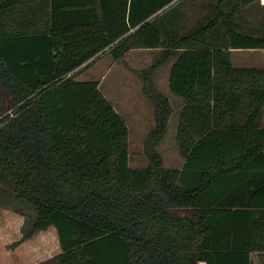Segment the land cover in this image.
Wrapping results in <instances>:
<instances>
[{
  "label": "trees",
  "instance_id": "16d2710c",
  "mask_svg": "<svg viewBox=\"0 0 264 264\" xmlns=\"http://www.w3.org/2000/svg\"><path fill=\"white\" fill-rule=\"evenodd\" d=\"M170 1L0 0V205L34 211L20 239L52 224L61 246L35 264H253L264 251V66L231 58L264 47V25L235 19L255 0H216L183 32L181 0L157 13ZM211 31L226 37L200 40ZM135 46L160 47L143 70L155 119L144 166L129 165L127 123L98 79L72 72ZM172 54L180 166L155 147L171 105L151 76Z\"/></svg>",
  "mask_w": 264,
  "mask_h": 264
},
{
  "label": "crops",
  "instance_id": "0c3cea01",
  "mask_svg": "<svg viewBox=\"0 0 264 264\" xmlns=\"http://www.w3.org/2000/svg\"><path fill=\"white\" fill-rule=\"evenodd\" d=\"M177 1L178 0H172L168 2L165 6L159 9L157 13L161 12L163 9L169 7ZM215 4L216 0H181L179 3H177V7L173 13V27L176 30L183 32L205 21H208L210 17L215 15ZM251 4H256L257 7L264 9V0H255L252 3L243 6L237 12L235 19H237L241 30L251 32L253 34H260L262 31V26L264 25V20H252L251 18H247L241 14L242 10L245 8L248 10L247 6ZM135 27L136 26L131 27L129 31L133 30ZM225 37L226 36L221 34L217 36L214 31H211L201 35L200 40L214 44L217 40H224ZM159 50V46H135L126 50L120 58L114 59L111 55V62L112 64H117L121 59L128 60L134 58L140 61H149L152 59V57L158 54ZM106 52H109L108 48H105L102 51L100 50V52L88 59V64H85L86 62H84L74 68L72 72L75 73L76 77L79 79H88L78 77V75L84 73L85 70L92 68L94 66L93 64L95 63L94 60L96 56L98 57L99 54ZM176 56V54L170 55L169 58L154 71V74H162L164 76L167 87L170 65ZM231 58L235 66H264V47H232ZM100 75V77H91L98 79L99 88L101 84V77L104 75L103 72ZM118 79L121 82L122 78L118 77ZM110 102L123 116L121 108L114 101L110 100ZM178 103V109L180 110L182 103V98L180 96ZM179 110L177 114V123L179 118ZM262 122L264 125V111ZM0 208L3 210L5 218L4 222H6V226L0 232V264H35L38 261L51 257L61 251L57 230L54 225L50 224L46 228L36 230L29 237L20 239L22 236V231L18 228V220H20L18 217V211L1 205ZM252 257L253 264H264V251H254L252 252Z\"/></svg>",
  "mask_w": 264,
  "mask_h": 264
},
{
  "label": "rangeland",
  "instance_id": "374dc122",
  "mask_svg": "<svg viewBox=\"0 0 264 264\" xmlns=\"http://www.w3.org/2000/svg\"><path fill=\"white\" fill-rule=\"evenodd\" d=\"M247 7L248 10L246 8L242 10V15L252 20H264V9L257 7L256 4H251ZM153 59L154 57L149 61H140L136 58L121 59L117 64H112V56L110 52H106L99 54L98 57L96 56L92 68L78 75L81 78L100 77L103 72L100 89L109 100L114 101L121 108L128 126L127 147L130 166H144L148 163L145 137L154 126L155 119L153 101L145 91L146 84L143 70L148 68ZM118 77L122 78V83ZM151 79L154 87L168 97L171 105L166 130L155 147L161 154L165 166H180L184 157L179 153L175 138L179 95L168 89L162 74L153 73ZM10 110L11 108H8L6 112ZM26 211L29 218L28 216L24 218L25 216L18 212L20 219L18 220V228L20 230L29 225L34 214V211L30 209ZM4 219L3 210L0 208V232L6 226Z\"/></svg>",
  "mask_w": 264,
  "mask_h": 264
}]
</instances>
